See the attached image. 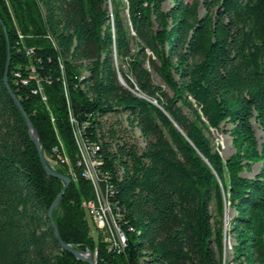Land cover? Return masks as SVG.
Masks as SVG:
<instances>
[{
	"label": "trees",
	"instance_id": "1",
	"mask_svg": "<svg viewBox=\"0 0 264 264\" xmlns=\"http://www.w3.org/2000/svg\"><path fill=\"white\" fill-rule=\"evenodd\" d=\"M9 53L43 153L74 172L52 212L63 241L95 264H264V0H0V264H89L55 234L65 181L5 83ZM76 131L125 249L92 235Z\"/></svg>",
	"mask_w": 264,
	"mask_h": 264
},
{
	"label": "built area",
	"instance_id": "2",
	"mask_svg": "<svg viewBox=\"0 0 264 264\" xmlns=\"http://www.w3.org/2000/svg\"><path fill=\"white\" fill-rule=\"evenodd\" d=\"M77 139L80 145L83 162L86 166V174L91 178L97 188L98 203H90L88 205L89 213L100 228H104L109 232V237L121 248L127 246V235L119 225L118 219L114 216V210L109 200L102 193L98 184L97 159L93 158L89 148L80 138V133L76 131ZM119 216V214H117ZM117 216V217H118Z\"/></svg>",
	"mask_w": 264,
	"mask_h": 264
},
{
	"label": "water",
	"instance_id": "3",
	"mask_svg": "<svg viewBox=\"0 0 264 264\" xmlns=\"http://www.w3.org/2000/svg\"><path fill=\"white\" fill-rule=\"evenodd\" d=\"M8 51H9V49H8ZM10 60H11V56H10V53H9L4 80H5V83H6L7 87H8V89H9V92H10L11 96L13 97V99L16 102V104L18 105V107L22 111V113L24 115V118H25V122L29 126L30 134H31L33 140L37 144V148H38V151H39V154H40L42 165H43L44 169L46 170V172L48 174L53 175L55 177H59V178H61L62 180L65 181V184H64L61 192L58 194V196L53 201L52 205L50 206V208L48 210V215H49V217H50V219L52 221L53 227L55 229V234H56L57 238L59 239V241H60V243H61V245H62V247L64 249H66V250L70 251L71 253H73L77 258L86 260L89 264H95L94 259L91 257V255H92L91 251H88V252L81 251V250L73 247L72 245H70L69 243H66L65 241H63L61 239L60 231H59L58 225H57V223H56V221H55V219L53 217V213L52 212H53V209L58 205V203L62 199L66 188L68 187V185L71 182V178L69 176H67V175H64V174L54 170L49 165V163H48V161L46 159V156L43 153L42 146H41V141H40L38 132L34 128V126L32 124V121H31V118L29 117L27 112L24 110V108H23L22 104L20 103L19 99L17 98L16 94L13 92V90L10 88V86L8 84V73H9V69H10Z\"/></svg>",
	"mask_w": 264,
	"mask_h": 264
},
{
	"label": "rangeland",
	"instance_id": "4",
	"mask_svg": "<svg viewBox=\"0 0 264 264\" xmlns=\"http://www.w3.org/2000/svg\"><path fill=\"white\" fill-rule=\"evenodd\" d=\"M112 118H113V116H110V119H112ZM223 127H225V126H223ZM227 127H228V125H227ZM256 132H257V136L259 138L260 143H264V133L258 125H256ZM212 137H213L215 146L220 151L221 155L223 156V158L225 160L228 159L229 156H231L233 153H235L236 148L232 142L231 136L228 133L223 132L221 130H214L212 133ZM46 159H47L49 165L54 170H56V171L62 170L64 175H67L70 178L72 175H74L72 168L68 164L55 162L50 157H46ZM260 165H261V163H259V162L253 164L252 170L249 172L245 171L244 174L252 176L254 173H256L259 170ZM87 211H88V214L90 215L88 207H87ZM117 214H118L117 212H114V216L116 217V219H118ZM88 219L91 223L92 235L96 237V230L95 229H96V226H98V223H96L95 221H94L95 223L92 222V220L89 218V216H88ZM226 219H229V214H227ZM226 230H228V223L225 226V231ZM224 240L226 241L225 242L226 251L230 250L231 249V238L229 236H227L226 239H224ZM79 250L84 251V252L91 251L88 249H79ZM91 254H92L91 257L94 259V261H96L95 253L93 251H91ZM226 263L229 264L228 262H226Z\"/></svg>",
	"mask_w": 264,
	"mask_h": 264
}]
</instances>
